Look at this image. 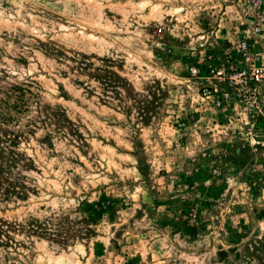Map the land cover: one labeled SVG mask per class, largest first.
Instances as JSON below:
<instances>
[{
    "label": "rangeland",
    "instance_id": "374dc122",
    "mask_svg": "<svg viewBox=\"0 0 264 264\" xmlns=\"http://www.w3.org/2000/svg\"><path fill=\"white\" fill-rule=\"evenodd\" d=\"M257 18L250 0H0V264H264ZM250 63L259 106L217 103L212 69Z\"/></svg>",
    "mask_w": 264,
    "mask_h": 264
},
{
    "label": "built area",
    "instance_id": "2783aa9c",
    "mask_svg": "<svg viewBox=\"0 0 264 264\" xmlns=\"http://www.w3.org/2000/svg\"><path fill=\"white\" fill-rule=\"evenodd\" d=\"M250 5L253 10H257L258 14V18L252 22L251 31L258 33L261 30L260 22L264 18L263 12H259L261 0H250ZM234 51L241 59L246 60L248 58V44L245 38L237 40ZM190 71L193 74L197 73L195 67H191ZM212 73L217 82L227 85L226 89L221 90L220 100H217V103L230 100L231 98H238L243 104L248 105L249 108H257L259 106L257 85L262 79L260 65L254 63L245 66L231 64L227 70L223 66H217L212 69ZM212 90L216 92L215 87Z\"/></svg>",
    "mask_w": 264,
    "mask_h": 264
},
{
    "label": "trees",
    "instance_id": "16d2710c",
    "mask_svg": "<svg viewBox=\"0 0 264 264\" xmlns=\"http://www.w3.org/2000/svg\"><path fill=\"white\" fill-rule=\"evenodd\" d=\"M88 64L89 63L86 62L84 59H81V61H79V62L76 61V69H78V70L87 69ZM95 70H96V71H94L95 74L92 75V77L100 79L101 83L104 86L103 89H105V87H110L108 82H114V79H112L111 76L117 77L116 75H112L110 73H107V71H105L104 69H95ZM117 81H120L118 77H117ZM8 154H9L8 156H9L10 160L5 156L6 155L5 151L2 148H0V172H2L3 168H5V166H4L5 163L1 162L3 158H6V159H8V161H11L12 166L14 165V162H13L14 157L12 156L11 151H8ZM5 193H7V192H5ZM9 193L10 192H8V194ZM14 193H16V192H14Z\"/></svg>",
    "mask_w": 264,
    "mask_h": 264
}]
</instances>
